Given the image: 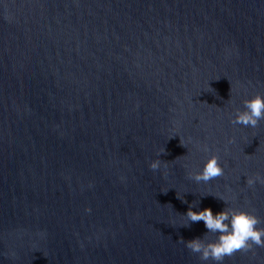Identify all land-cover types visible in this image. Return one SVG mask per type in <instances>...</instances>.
<instances>
[{"label":"water","instance_id":"water-1","mask_svg":"<svg viewBox=\"0 0 264 264\" xmlns=\"http://www.w3.org/2000/svg\"><path fill=\"white\" fill-rule=\"evenodd\" d=\"M256 93L264 0H0V264H216L184 246L207 230L183 214L264 227V185L245 183L264 120L229 122ZM163 146L166 174L148 167ZM213 152L223 175L190 179Z\"/></svg>","mask_w":264,"mask_h":264},{"label":"clouds","instance_id":"clouds-1","mask_svg":"<svg viewBox=\"0 0 264 264\" xmlns=\"http://www.w3.org/2000/svg\"><path fill=\"white\" fill-rule=\"evenodd\" d=\"M243 108H235L234 115L229 116V122L234 125L255 128L261 120H264V95L256 93L242 101ZM172 137V136H170ZM169 137V138H170ZM180 144L186 147V141L179 137ZM232 142V138H229ZM205 153L209 152L206 145H197ZM165 153L164 146L157 151V158L152 159L148 167L155 171L163 168L167 172V161H162L159 157ZM224 168L222 167L219 157L213 152L207 155L202 167L198 171H189L188 176L195 182H205L215 177L222 176ZM245 183L249 188L256 184L264 185V175L259 172L246 176ZM167 189L162 190L166 192ZM226 204L235 197L226 194H215ZM178 198L179 195L177 194ZM85 211H90L86 208ZM187 221H203L207 230L202 237H193L183 240L184 246L193 253L199 255L201 261L211 259L216 264H222L225 256H231L237 251L252 250L253 245L264 247V227H258L262 223L261 219L253 211L244 208L225 207L213 213L210 207L193 210L189 206L183 214ZM208 233H214V239H208Z\"/></svg>","mask_w":264,"mask_h":264}]
</instances>
